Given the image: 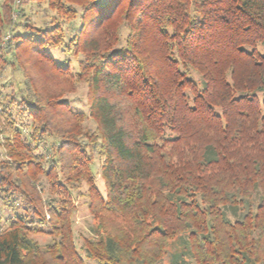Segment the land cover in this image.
<instances>
[{"label": "trees", "instance_id": "1", "mask_svg": "<svg viewBox=\"0 0 264 264\" xmlns=\"http://www.w3.org/2000/svg\"><path fill=\"white\" fill-rule=\"evenodd\" d=\"M260 47L264 0H1L0 264H264Z\"/></svg>", "mask_w": 264, "mask_h": 264}, {"label": "rangeland", "instance_id": "2", "mask_svg": "<svg viewBox=\"0 0 264 264\" xmlns=\"http://www.w3.org/2000/svg\"><path fill=\"white\" fill-rule=\"evenodd\" d=\"M1 2V0H0ZM25 13L27 14L28 18L30 19V22L33 23L35 26H39L44 21L49 20V17L53 15V13L48 9L47 5L37 6L33 5L32 7H25ZM10 18H12L10 21L12 22L10 27H16L18 26L21 28L23 26V21L21 16H19L16 13H12L10 15ZM21 30V29H20ZM3 44L4 46L5 41L9 39V34H5L3 36ZM260 50L264 52V48L260 47ZM53 56L58 60V62H64L66 59V56L63 55L59 51H53ZM75 68V67H74ZM76 69V68H75ZM194 79H198V77L194 74L192 75ZM19 76L14 73H9L7 77H1L0 76V94L6 95L11 92L12 89L17 88V83L19 81ZM87 94H88V88L86 85H80L78 89L75 92L69 93L65 96V100L68 101L75 110L80 112H85L86 114H89V108L87 106ZM259 98L261 100H264V93L259 94ZM2 99L0 95V100ZM86 128L94 131L97 127L96 123L90 119L87 118L85 122ZM101 159L97 156L95 164L93 165L94 173L97 176L98 186L103 191L105 189L104 182L101 179L100 176V166H101ZM86 187L82 188V193H86ZM87 197L82 196L79 197L77 193H75V201L77 205V212L74 216V231L76 233V236H82V237H92L95 234L94 228L96 227L95 221L90 214L88 207H87ZM0 208H1V214L6 219L9 220L12 215L11 211L8 210L3 204L0 202ZM39 243L43 246H46L48 244H51L53 242V239L51 236H41L35 238ZM78 245L81 243L80 238L78 237ZM86 261V260H85ZM86 264H97L93 261H86Z\"/></svg>", "mask_w": 264, "mask_h": 264}]
</instances>
